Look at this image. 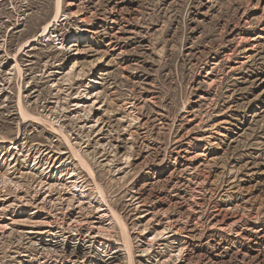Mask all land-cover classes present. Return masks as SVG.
Returning a JSON list of instances; mask_svg holds the SVG:
<instances>
[{"label": "rangeland", "instance_id": "1", "mask_svg": "<svg viewBox=\"0 0 264 264\" xmlns=\"http://www.w3.org/2000/svg\"><path fill=\"white\" fill-rule=\"evenodd\" d=\"M0 264H264V0H0Z\"/></svg>", "mask_w": 264, "mask_h": 264}, {"label": "bare ground", "instance_id": "2", "mask_svg": "<svg viewBox=\"0 0 264 264\" xmlns=\"http://www.w3.org/2000/svg\"><path fill=\"white\" fill-rule=\"evenodd\" d=\"M51 25V24H50ZM44 35V34H43ZM43 35H41V36H43ZM29 116H27V118H28ZM67 142V141H66ZM67 144V143H66ZM68 147H71L70 146V143L68 142ZM69 149H71V148H69ZM72 152V151H71ZM78 157V156H77ZM80 164H82V168H83V170H84V172L85 171H88L87 169V165L85 164V162L83 161V160H80ZM89 173H91L90 172V170H89ZM194 204H198V203H194ZM196 206H198V205H196ZM221 216H222V212L221 211H216L215 213H213L212 215H211V217H212V219L211 220H213V221H215V224H214V226H216V225H220L221 227H224V223L222 222V221H220V219H221Z\"/></svg>", "mask_w": 264, "mask_h": 264}]
</instances>
